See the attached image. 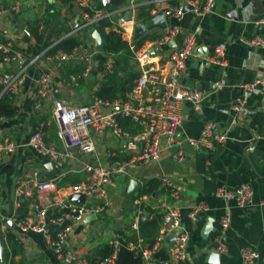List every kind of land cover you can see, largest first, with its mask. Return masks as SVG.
I'll use <instances>...</instances> for the list:
<instances>
[{"label":"crops","instance_id":"0c3cea01","mask_svg":"<svg viewBox=\"0 0 264 264\" xmlns=\"http://www.w3.org/2000/svg\"><path fill=\"white\" fill-rule=\"evenodd\" d=\"M90 1L93 9L104 10L103 0ZM131 4L132 0H126L125 5L116 10L114 30H117L120 18L126 13L124 10H128ZM138 4L151 15L144 22L145 33L136 35L134 30L138 46L162 40L174 26L180 28V33L167 45L151 48V53L157 49L152 54L163 66L181 48L186 37L195 36L199 56L187 60L180 80L190 91L203 94L204 102L200 108L203 113L197 114L193 103L183 102L180 107L183 120L180 144L165 150L156 164L127 169L126 174L118 175L122 177L120 184L112 180L106 186L109 195L106 211L98 214L89 224L84 223L71 235L68 247L91 264H98L108 251H113L112 244L115 243L119 245L115 264H148L130 251L127 243L141 239L144 247L150 248L163 226L166 209L177 207L189 235L188 257L184 264H212L208 252L213 250L218 253L214 250L215 237L220 219L227 212L232 218L226 232L227 251L219 254L217 264H243L242 250L246 247L260 254L256 264H264V88L251 93L241 89L242 84L264 76V49L249 47L242 41L264 37V30L258 25L264 20V0H218L211 14L196 17L189 11L180 21L166 15V12L181 9L187 4L186 0H138ZM12 7L17 9L0 17V42H9L14 51L22 54V60L16 62V67L0 68V77L11 76L18 80L17 91H10L14 95L13 104L17 112L13 118H0V141L8 136L16 144L25 145L34 131L40 128L49 146L64 151L65 146L58 139L59 127L52 115L53 105L48 101H39L37 97L41 75L50 73L59 87V99L67 106L77 107L90 105L95 97L99 98L100 89L109 76L115 75L118 80L124 81L136 74L137 78L128 82L127 88L133 86L125 98L104 100L124 104L132 99L131 92L140 76V68L134 55L130 58L124 53L114 55L96 51L93 31L80 29L83 18L73 0L68 3L63 0H0V8ZM138 13L139 10L131 12L135 22H141ZM157 15H164L165 24L149 23ZM76 21L78 27L74 30L72 25ZM69 37L80 40L78 57L60 65L55 56L61 50L56 46ZM220 46L226 52V66L201 59L205 54L203 50H207L209 58ZM83 55L88 61L81 59ZM35 58L37 60L33 63ZM207 63L210 65L206 66ZM88 67L90 73L85 76ZM165 76L168 73L165 72ZM0 89L4 91V88ZM240 100H245L244 109L233 110ZM125 124L126 127L122 128L131 136L142 130V126L130 119ZM207 125H211L217 134L226 135L225 143L215 144L214 150L189 146L187 138L199 137ZM93 130L91 134L97 151L94 155L79 156L80 159L111 166L131 157L127 143L130 138L117 141L109 133L100 136ZM113 146L128 158L124 161L110 158L108 153ZM178 152L184 154L181 163L174 159ZM49 162L54 164L53 175L59 177L60 185L75 183L76 179L80 182L86 177L78 161L67 160L59 167L27 146L6 154L0 162V236H4L6 244V261L3 263L0 259V264H64L43 235L21 233L13 222L15 218L23 220L31 206L29 201H22L20 207H16L14 188L33 169L38 170L43 178L53 176L46 168ZM163 176L172 181V188L163 184ZM133 180L140 183V190L133 200H128ZM243 185L250 186L254 193L252 201L245 206L216 195L220 188L235 190ZM172 191L177 192L178 198L171 196ZM199 204L207 205L209 211L192 220L189 213ZM208 219L213 220L216 231L206 237L203 231ZM135 220H139L138 230L132 228ZM172 246L166 241L162 243L153 255V263L171 264Z\"/></svg>","mask_w":264,"mask_h":264},{"label":"built area","instance_id":"2783aa9c","mask_svg":"<svg viewBox=\"0 0 264 264\" xmlns=\"http://www.w3.org/2000/svg\"><path fill=\"white\" fill-rule=\"evenodd\" d=\"M80 9L83 24L80 29L87 30L99 23L105 17H113L116 12L109 13L103 9H93L90 0H73ZM164 1V0H154ZM218 0H186V5L192 7V12L196 17H203L213 12V6ZM141 6L138 0H132L128 10L133 12ZM0 8V17L10 14L12 10ZM184 12L181 9L168 11L166 15L180 21ZM135 19L131 21L118 22L115 30L125 40L127 48L134 55L136 63L140 68V76L135 82L131 92V98L124 104L104 101L95 97L90 105L77 107L67 106L59 99L60 90L54 82L50 73H43L39 79L37 97L39 101H48L53 105L52 115L58 124V139L64 144L65 150L60 151L55 146H49L44 139L40 128L34 131L29 141L25 145H18L10 137H4L0 141V162L6 154L16 152L19 147H30L39 155L49 158L63 166L67 160L78 161L81 169L86 173V177L77 183L60 185L59 177H42V174L33 169L27 172L14 188L16 207L19 208L22 201H29L30 209L23 220L15 218L13 222L17 225L21 233H37L45 237L50 248L53 249L57 258L64 264H91L88 260L68 247V241L83 224L89 214H101L106 211L109 204V195L106 186L109 185L115 176L126 174L127 169L147 166L160 162L165 150L175 147L179 143L180 128L183 120L180 115V107L183 102H191L194 109L198 111L204 102L201 92H192L186 88L180 77L186 70L187 60L190 57H198L196 51V40L194 35L185 38L181 48L175 51L167 65L160 64V61L151 53L153 46H165L173 37L180 33V28L172 27L167 35L158 42L149 43L146 46H138L134 40ZM264 30V20L258 23ZM249 47L264 49V37L257 36L252 40H242ZM79 50L75 48L67 53L58 51L55 59L58 64L72 61L78 57ZM225 49L217 47L215 55L207 58L210 64L226 66ZM81 59L88 61L86 56ZM22 60V54L13 50L12 45L5 41L0 42V62L11 64ZM37 59H33L34 63ZM165 72L168 76H165ZM90 73V68H86L84 75ZM0 87L4 91H17L18 80L11 76L0 77ZM260 87L264 88V76L257 78L251 83L242 84L244 92L251 93ZM245 107V100H240L233 107L235 111H241ZM105 108V110H104ZM130 119L134 123L142 126L140 133L131 136L127 134L121 125V120ZM95 133L103 136L109 131L117 141L127 138L131 150V157L125 162L115 163L111 166L96 163L95 160L80 159L79 156L94 155L97 145L91 134ZM227 136L217 134L211 125H207L197 138L188 137L187 143L192 148L202 146L214 150L215 144H224ZM74 151H76L74 153ZM110 158L116 157L117 153L109 152ZM176 162L184 161L183 152L174 155ZM161 181L164 185L173 186L172 181L163 176ZM253 190L248 185L240 186L235 190L220 188L217 197L235 200L239 206H245L253 198ZM73 195H84L85 204H80L70 200ZM171 196L178 198V194L172 191ZM264 206V201L262 202ZM209 211L205 204L193 207L189 213L192 220H196L200 214ZM50 212H52L50 214ZM232 222L231 214L227 212L221 217L218 233L215 237V250L219 254L227 251L225 243L226 232ZM134 230L139 228V220L132 224ZM168 234H173L171 264H184L188 257L189 235L183 227L180 209L169 207L164 214V223L159 234L150 248H145L143 240L128 242L127 248L141 256L148 264L153 263V255L160 245L166 241ZM264 235V230H263ZM113 251L104 257L98 264H115L118 257L119 245L113 243ZM243 264H256L260 259V254L250 247L242 250Z\"/></svg>","mask_w":264,"mask_h":264},{"label":"trees","instance_id":"16d2710c","mask_svg":"<svg viewBox=\"0 0 264 264\" xmlns=\"http://www.w3.org/2000/svg\"><path fill=\"white\" fill-rule=\"evenodd\" d=\"M68 3L71 0H63ZM126 3V0H112V5L109 13H114L116 10L122 8ZM138 13V19L141 22H146L151 17L150 13L140 7ZM114 16L105 17L99 21L98 24L94 25V29L98 30L104 41V52L107 54H126L132 58L133 54L127 49L126 43L123 41L122 36L117 33L113 27ZM5 42V41H2ZM80 44V40L75 37H69L60 42L56 47L58 50L70 53ZM137 78L136 74H132L127 80L120 81L115 75L109 76L108 80L101 87L99 92V98L103 100L113 101L118 97L125 98L126 93L131 90L132 86L127 88L128 82H132L133 79ZM118 93H120L118 95ZM0 118H13L16 115L17 108L13 104L14 95L10 91H3L0 89ZM126 121V120H125ZM125 121L121 120V125L126 127ZM79 179L75 180L77 183ZM112 251H108L104 257L111 254Z\"/></svg>","mask_w":264,"mask_h":264},{"label":"water","instance_id":"95a60500","mask_svg":"<svg viewBox=\"0 0 264 264\" xmlns=\"http://www.w3.org/2000/svg\"><path fill=\"white\" fill-rule=\"evenodd\" d=\"M112 5V0H103V7L105 11H109ZM217 6V2L214 4L213 6V10L216 9ZM181 10L186 13L189 12L190 10H192V7L190 5H185L181 8ZM117 14V13H116ZM132 20V14L130 11H127L124 16L122 18H120L121 22H125V21H131ZM149 23L151 25H157V24H165V17L164 15H157L155 17H153ZM77 21L75 25H72V28L75 30L77 29ZM135 34L136 35H141L143 33H145L147 31L146 25L144 22H136L135 27ZM92 39L95 41V49L97 52L102 53L104 51V41L103 38L101 36V34L99 33L98 30H93L92 32ZM157 49L152 50V53H155ZM202 52H204L205 54L202 56L201 59L206 60L208 58L209 53L207 52V50H203ZM210 65L209 63H207L206 66ZM17 63H12V64H0V68H11V67H16ZM203 110L200 109L197 111V114H201L202 115ZM94 131V130H93ZM125 142H123L124 144ZM46 168L49 171V175H53L55 174V167L54 164L49 162L46 164ZM140 190V183L137 180H133L131 182L130 188H129V195L127 196L128 200H133L134 197L136 196V194L139 192ZM71 201L80 203V204H85L86 202V198L84 195H73L70 197ZM52 212H50L51 214ZM97 216L95 214H89L88 216H86L84 223L85 224H89L93 219H96ZM216 231V229L213 227V220L212 219H208L207 220V225L204 228L203 231V235L204 236H208L211 232ZM175 239V236L173 234H168L166 237V242L167 243H172V241ZM215 250V249H214ZM207 251V250H206ZM209 254V258L212 259V264H217L220 258L219 253H215L213 250L208 252ZM0 259L3 263H5L6 261V244H5V238L3 235L0 236Z\"/></svg>","mask_w":264,"mask_h":264},{"label":"rangeland","instance_id":"374dc122","mask_svg":"<svg viewBox=\"0 0 264 264\" xmlns=\"http://www.w3.org/2000/svg\"><path fill=\"white\" fill-rule=\"evenodd\" d=\"M93 29H94V26H92L91 28H89V31L92 32ZM142 41H143V40H139V42H142ZM111 132H112V131H109V132H107V133H109V135H111V134H112ZM113 139H114V137H113ZM105 140H106V138L103 139V141H105ZM115 143H116V142H115ZM110 151H111V152H115V153H117V156L114 158V159H116V160L124 161V160H126V159L128 158L125 154H122V153L120 152V150H119L116 146L111 147V148H110ZM105 161H108V159L105 158ZM121 178H122V177H120V176H115V177L113 178V180H114L115 183L120 184Z\"/></svg>","mask_w":264,"mask_h":264}]
</instances>
